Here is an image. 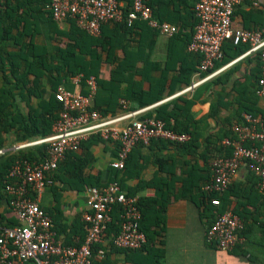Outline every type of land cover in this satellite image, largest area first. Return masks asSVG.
<instances>
[{"label":"crops","instance_id":"0c3cea01","mask_svg":"<svg viewBox=\"0 0 264 264\" xmlns=\"http://www.w3.org/2000/svg\"><path fill=\"white\" fill-rule=\"evenodd\" d=\"M195 1L148 0V3L153 10L158 11L165 23L175 26L178 31L180 23H189L186 17L191 13ZM121 2L124 8L129 7V0H121ZM257 3V7H253L249 1H243L236 6L231 28L234 30H258L264 35V0H257ZM47 4L48 0H0V96L4 97L5 111L18 114L23 120H28L30 110H37L41 103H46L52 96L51 80L48 77H43L38 86L34 88L32 84L34 78L31 74L26 75L27 69L42 72L40 66L36 65L55 67L60 58L59 51L73 43L70 22L67 20L56 22L51 19L48 15ZM184 31L188 32L189 28ZM132 38L135 41L139 39L136 36H132ZM168 38L170 37L157 35L154 38L146 64L141 61L135 62L138 72L126 74V76L133 77L135 82L141 81V90L143 91L150 89L149 81H166L163 98L141 108L144 111L138 118L154 117L156 109L171 104L179 97H186L191 101L193 103L191 112L197 128L195 144L199 148L193 155L185 153L174 144L167 142L135 148L129 163L128 174L130 177L126 178L122 185L125 192L136 193L137 200L139 198L156 199L167 195L170 197L164 213L165 223L162 238L164 257L161 264H264V194L257 192V196H260L259 201L251 200L248 205V218L252 226L245 232L244 237H240L243 240L242 243L236 246L233 251L225 253L208 247L204 242L209 219L202 217L201 210L197 206L196 189L191 188L190 194L188 193L190 183L187 175L190 170L193 171L194 182L202 174L197 170H205L204 160L209 157L205 152L207 153L213 148L207 144L222 133V130H228L226 125L229 123L230 128L239 123V113H242L243 110L251 111L257 116L256 120L264 125V98L257 97L255 94L260 77L259 58L257 54L251 53L234 64L228 65L243 55L248 46H234L231 42L226 41L223 46L232 58L225 56V62L216 63L217 68L214 71L222 67L225 68L192 91L175 96L190 84L183 86L174 83L183 60L181 61V52L176 49L172 55L171 63L167 64L166 60L170 50ZM127 41L129 47H136L135 41L129 38ZM148 43L150 44V40ZM239 50L241 52L237 54ZM117 55L122 56L120 52ZM85 61H89L88 57L85 58ZM129 64L132 63L129 61ZM154 64L159 68L150 70ZM114 68L115 64L113 66L102 64L99 77L108 80L109 73ZM195 74L196 72L190 83L202 78V74L198 78ZM72 78H69V81H63L61 86L71 92L80 94L85 92L86 90L81 88L80 83L77 85L72 83ZM126 89L127 85L123 84L120 91L125 93ZM32 90L41 95V98L30 96L28 91ZM12 97L14 98L12 99ZM126 102L130 109L132 105L128 101ZM211 114L213 115L210 116ZM16 126L19 125L16 124ZM230 131L232 130L230 129ZM17 136L15 130L1 135L3 143L1 148L4 154L14 152L15 145L36 141L18 140ZM31 147L35 146L23 149ZM80 153L81 149L76 154ZM89 153L91 161L82 170V177L87 184L83 186L80 181L73 183V187L84 188L72 189L66 183L52 182L44 188L38 199L40 209L47 212L46 214L51 220L52 216L58 215L59 225L67 229L66 234L69 237L62 233H56L53 228L56 241L63 245L67 243L68 246H75L82 243L85 236L81 241L79 236L72 235L70 230L78 232V227H73L76 224L83 225L84 231L86 230V225L81 218L85 210L86 190L89 187L106 186L112 182L115 173L110 166L115 157V146L112 143L94 142L90 146ZM248 176L247 169L241 167L233 181L246 186ZM64 178H66V174L63 176ZM238 202L244 201L231 197L229 208H236ZM13 219L14 216L9 208L0 202V223L6 225ZM254 219L255 221L252 222ZM59 229L61 228L59 227ZM99 246L104 249L107 242L103 241ZM102 257L97 253V256L93 255V261ZM134 261H137L135 254H129L128 257L116 254L109 259L111 264H133Z\"/></svg>","mask_w":264,"mask_h":264},{"label":"built area","instance_id":"2783aa9c","mask_svg":"<svg viewBox=\"0 0 264 264\" xmlns=\"http://www.w3.org/2000/svg\"><path fill=\"white\" fill-rule=\"evenodd\" d=\"M124 8L121 0H48L47 9L56 22L73 20L87 35L98 38L106 24L125 23L128 27L142 21L159 35L171 37L177 28L159 22L147 0H129ZM243 1L257 7V0H196L192 11L195 26L186 51L201 56L197 78L175 96L192 91L225 67L214 71L216 63L223 59L222 46L247 45V51L231 61L234 64L243 57L255 53L260 61V77L255 94L264 98V35L258 30H234L231 28L234 9ZM81 75L72 83L81 82ZM87 93L71 92L59 86L54 93L61 105L60 117L53 123L51 135L33 143L18 144L13 151L37 145H47V157L39 162L15 161L7 172L3 188L10 212L17 221L11 228L0 227V264H92L93 248L103 243V235L111 222L114 206L120 208L119 233L112 245L121 250H139L146 244L140 230L141 213L137 198L127 196L117 181L104 187L86 190L85 210L82 221L86 234L78 246H66L56 241L51 218L38 205L44 188L52 183L51 175L68 153H77L80 145L91 137H98L115 146L111 168L122 171L130 152L138 145L148 146L161 140L170 144H182L189 140L187 134H177L166 128L164 122L154 117H140L143 109L131 111L127 102L119 100V112L115 116H102L89 109L96 93L94 77L85 80ZM242 122L232 125L235 137L224 139L222 145L231 149L229 157L215 156L209 162L210 178L201 190L207 194H224L241 167L256 178V191L264 194V125L247 115ZM4 154L0 148V156ZM214 207L212 222L206 227L204 242L221 252H231L242 243L238 236L244 228L242 220L230 210L218 212L220 201L211 198ZM102 257L103 253L98 251Z\"/></svg>","mask_w":264,"mask_h":264},{"label":"trees","instance_id":"16d2710c","mask_svg":"<svg viewBox=\"0 0 264 264\" xmlns=\"http://www.w3.org/2000/svg\"><path fill=\"white\" fill-rule=\"evenodd\" d=\"M147 4L148 0H147ZM151 7V5H149ZM152 8V7H151ZM153 16L159 22H165L163 17L158 13V11L153 10ZM52 19L50 13L48 14ZM189 23H180L176 34L168 38V46L170 50L168 51L167 64L171 63L172 55L175 50L178 49L183 62L180 64L178 70V76L175 78L174 83L176 85H189L191 78L195 72H197V67L201 61V56L198 54H191L186 51L188 43L191 41L193 35V29L195 26V19L193 17V11L189 13L186 17ZM72 26V41L71 45H67L64 50L59 51L60 58L57 61L55 67L48 65H36L40 66L41 71H33L27 69L26 75L31 74L34 78L32 84L36 88L43 77H48L51 80L52 96L45 103H41L37 110H30L28 120H23L18 114L7 113L5 111V104L3 103V98L0 96V148L2 147L1 135L8 133L10 130H15L18 134V140H38L41 138L48 137L51 135L53 123L60 117L62 108L61 105L55 100L54 93L56 89L62 85L63 81H69V78L81 75V88L86 90L85 80L89 77H94L96 81V93L94 97L90 100L89 109L97 111L102 116H115L119 112L118 101L124 99L128 101L132 107L129 109L135 111L144 107H147L153 103L160 101L164 96V91L166 90V81H149L150 89L148 91L141 90V81L135 82L131 77L129 78L126 74H136L135 62L141 61L146 64L148 61L151 46L153 45L154 38L159 35L156 31L150 29L145 22L138 21L132 26H127L125 23L118 24H107L102 26L101 35L98 38H92L89 35L82 32L73 20H67ZM192 21V23H190ZM186 28L189 31L186 32ZM132 36H136L138 41H135ZM135 41L136 47H129L127 39ZM150 40V44L147 42ZM223 59L220 63H224V57L232 58L228 55L225 46H222ZM121 53V57L117 53ZM239 50L237 52L240 53ZM89 61H85V58ZM120 58V59H119ZM129 61L132 64H129ZM114 65V70L112 69L109 73V79L103 80L99 77L100 68L102 64ZM166 64V65H167ZM34 66V65H33ZM29 68V67H28ZM159 66L154 64L150 70H156ZM217 68L215 64L214 69ZM213 69V70H214ZM169 70V68H168ZM173 70V69H172ZM211 72V71H209ZM207 72V73H209ZM207 73H203L201 76H205ZM145 81V80H142ZM38 82V83H37ZM24 82L22 81V84ZM127 85L125 93L120 91L121 86ZM11 93V92H10ZM30 96L41 98L36 92L28 91ZM87 91L82 94H86ZM11 95V94H10ZM14 97H12L13 99ZM2 102V103H1ZM193 103L189 101L186 97H179L171 104L163 105L156 109L154 118L165 123L166 128L177 133V134H187L189 140L182 144H174L177 148H180L183 152L194 154L197 148L196 144V122L194 121V116L191 112ZM245 114L251 119H257L251 111L243 110L239 113L238 122L241 123L242 115ZM211 114L210 116H212ZM19 116V118H16ZM153 117V116H148ZM16 124L19 126L17 127ZM228 130L221 131L214 139H212L208 144L212 146L211 151L205 152L209 157L204 160L205 170H197L201 172L193 182V171L188 172V180L190 183V194L191 188L196 189V201L197 206L201 210L202 217L209 219V224L212 222V211L214 210L210 204L209 200L211 198H218L220 201V206L218 212L223 213L226 210H230L236 214L243 223L244 229L239 232V237H244L245 232L251 228L252 225L249 223L248 216V205L251 200L259 201L260 196H257L256 191V178L252 173L249 172V176L246 180V186L240 183H235L234 181L229 185L227 191L222 195L217 194H205L201 188L210 178L209 162L215 156H226L229 157L231 149L222 145L224 139H233L235 135L230 131V123L226 125ZM102 141L98 137H91L87 141L80 145L81 153H68L65 155L63 161H61L56 171L51 175L52 182L66 183L70 188L82 189L84 187H73L75 181H80L83 186L87 184L82 177V170L91 161V155L89 153L90 146L94 142ZM164 141L157 140L150 143H161ZM143 145L138 144L135 148H139ZM135 148L133 149L135 152ZM133 150L128 155L125 162L124 169L122 171L114 170L115 173L111 181H117L121 189L125 192L123 183L126 178H129V163L133 156ZM206 150V148H205ZM47 157V145L35 146L27 149H23L16 152H7L2 157H0V202H3L6 206L8 204L7 198L3 193V188L7 183L6 175L12 164L17 160H24L28 162L39 163ZM195 170V169H194ZM66 178L63 179V176ZM93 186V185H92ZM247 187V188H239ZM239 189V190H238ZM127 196L135 197L133 191H126ZM234 197L237 200H242L244 202H238L236 208H229L230 198ZM170 197H159L156 199L139 198L137 200V206L141 213L140 230L143 232L146 238V244L139 250H121L116 249L112 245V240L117 236L120 229V208L114 206L110 213L111 222L107 226V229L103 235V239L107 242L106 248L97 245L93 248V255L97 256L98 251H102L103 257L101 259H94L92 264H109V259L112 255L123 254L128 257L129 254H135L137 256V261L133 264H161L164 257V251L162 249L163 242V232H164V213L167 204L169 203ZM45 212V211H44ZM47 213V212H45ZM255 219L252 221L254 222ZM18 223L13 219L9 221L8 224L3 225L0 223V227L11 228L16 226ZM52 224L56 233L66 234V230L60 224V219L58 215L56 217L52 216ZM59 227L61 229H59ZM73 227H78V232H74L73 229L70 230L72 235H78L79 238L83 239L86 234L83 225L76 224ZM59 229V230H57ZM69 237V235H67ZM68 246L69 244H65ZM78 246V245H75ZM109 262V263H108ZM111 264V263H110Z\"/></svg>","mask_w":264,"mask_h":264}]
</instances>
